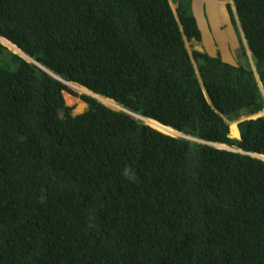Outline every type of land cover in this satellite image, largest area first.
I'll return each instance as SVG.
<instances>
[{
    "label": "trees",
    "instance_id": "1",
    "mask_svg": "<svg viewBox=\"0 0 264 264\" xmlns=\"http://www.w3.org/2000/svg\"><path fill=\"white\" fill-rule=\"evenodd\" d=\"M171 1L0 0V37L61 79L0 42V264H264V118L229 124L264 109V0H232L254 67L190 54ZM63 82L204 143L86 95L74 116Z\"/></svg>",
    "mask_w": 264,
    "mask_h": 264
},
{
    "label": "crops",
    "instance_id": "2",
    "mask_svg": "<svg viewBox=\"0 0 264 264\" xmlns=\"http://www.w3.org/2000/svg\"><path fill=\"white\" fill-rule=\"evenodd\" d=\"M191 5L202 33V41H193L192 49L213 57L220 56L224 62L237 65L240 60L238 51L244 45L247 57L241 58V61L245 62L248 59L253 64L232 0H191ZM230 7L235 19L230 14ZM210 22H213L215 29H211ZM201 26L206 28L207 36L204 35ZM230 26L231 30H227ZM205 41L211 44V49L204 46ZM234 131H237L238 139H240L238 127Z\"/></svg>",
    "mask_w": 264,
    "mask_h": 264
},
{
    "label": "clouds",
    "instance_id": "3",
    "mask_svg": "<svg viewBox=\"0 0 264 264\" xmlns=\"http://www.w3.org/2000/svg\"><path fill=\"white\" fill-rule=\"evenodd\" d=\"M171 1V0H170ZM172 2V1H171ZM233 3V2H232ZM171 5H172V3H171ZM173 8V7H172ZM174 10V9H173ZM175 12V14H176V11H174ZM250 52V51H249ZM251 53V52H250ZM251 58H252V54H251ZM28 62H35V61H33L32 59L31 60H27ZM249 61V63H250V65H252L253 67H254V61H253V59H252V61H253V64H251V60H248ZM35 63H37V62H35ZM34 63V64H35ZM38 64V63H37ZM40 65V64H39ZM41 67H42V65H40ZM45 69V73L48 71L46 68H44ZM43 71V70H42ZM49 72V71H48ZM49 75H51L52 77H54V78H57V79H59L57 76H55L53 73H51V72H49ZM258 77V76H257ZM59 80H61V79H59ZM68 88L70 87L69 85H68V82H63ZM75 84V83H74ZM78 85V84H77ZM80 86V85H79ZM82 87V86H81ZM84 88V87H83ZM70 90H72L74 93H75V90L73 89V88H69ZM86 89V88H85ZM87 91L88 92H83V93H85L86 94V96H89V97H92L93 99H95V100H97L99 103H101V104H103V105H105V106H107V107H109L110 109H112V110H114V111H120V112H125V113H127V114H129L131 117H133V118H135V119H137V120H140V121H142V122H144L145 124H147V125H149V126H151L148 122H146L145 120H143L142 118H144V117H142V116H140V115H137L136 113H134V112H132V111H129V110H127L125 107H123V106H121L120 104H118L117 102H115V101H113V100H109V99H107V98H105V97H102V96H100V95H98V94H95V93H93L92 91H90L89 89H87ZM77 92V91H76ZM65 93H68V92H64L63 94L65 95ZM68 94H70V93H68ZM71 96H73L74 98H79L80 100H78V101H80V103L82 104V106L83 107H85L86 105H87V107H86V109L88 108V103L81 97V96H78L76 93L74 94V95H72V94H70ZM263 95H264V91H263ZM103 100H108V101H113V102H115V107L116 108H114V107H112V106H110V105H108V104H106V103H104L103 102ZM65 101H67L66 99H65ZM66 105H67V102H66ZM70 107V106H69ZM72 108V110H73V107H71ZM85 109V110H86ZM84 110V111H85ZM264 110V109H263ZM262 110V111H263ZM261 111V112H262ZM73 112V111H72ZM81 112H83V111H81ZM81 112H79V113H81ZM73 114V113H72ZM78 114V113H77ZM76 114V115H77ZM260 114V113H259ZM76 115H74V116H76ZM258 115V114H257ZM251 116H255V115H251ZM250 117V116H249ZM243 118V117H242ZM241 118V119H242ZM255 118H259V117H255ZM255 118H251V119H255ZM264 118V117H263ZM144 119H146V118H144ZM241 119H239V120H237V121H234V122H230L229 124H230V127H231V124H234V123H237V124H239L240 122H242V121H244V120H241ZM146 120H149V119H146ZM245 120H249V119H245ZM151 121V120H150ZM152 128H154L153 126H151ZM238 127V126H237ZM155 129V128H154ZM239 129V128H238ZM181 134V133H180ZM181 138H183V139H188V140H191V141H195V142H200V143H204V142H202V141H198V140H196V139H194V138H191V137H187V136H185V135H183V134H181ZM173 137V136H172ZM175 138H180V137H175ZM209 145V144H208ZM212 145H214V144H212ZM211 146V145H210ZM214 146H216V147H218V149H220L219 147L220 146H217V145H214ZM213 146V147H214ZM221 146H225V145H221ZM215 147V148H216ZM227 148L226 149H229V151H235V149H232V148H229L228 146H226ZM222 150V149H221ZM237 152H240L241 154H245L243 151H239V150H237Z\"/></svg>",
    "mask_w": 264,
    "mask_h": 264
},
{
    "label": "rangeland",
    "instance_id": "4",
    "mask_svg": "<svg viewBox=\"0 0 264 264\" xmlns=\"http://www.w3.org/2000/svg\"><path fill=\"white\" fill-rule=\"evenodd\" d=\"M172 3V7H173V9H174V11H176V9H177V5H175V4H173V2H171ZM199 18H200V16H199ZM200 22H201V19H200ZM210 27H211V29L213 30V29H215V26H214V24H213V22H210ZM201 28H202V31H203V33H204V35L205 36H207V30H206V28H204V27H202L201 26ZM201 30V29H200ZM227 30H231V26L230 27H228L227 28ZM3 44V43H2ZM5 45V44H4ZM7 46V45H6ZM187 46H188V50H189V52H190V54H192V51L194 50V49H192V45L190 46L189 44H187ZM204 46L207 48H210L211 49V44L210 43H208V41H205V43H204ZM7 47H9V46H7ZM11 50H12V48L11 47H9ZM196 49V48H195ZM14 52V51H13ZM15 54H17V55H19V52L17 51V52H14ZM21 56V55H20ZM22 57V56H21ZM23 58V57H22ZM29 59V58H28ZM26 60V59H25ZM251 62V61H250ZM252 64V63H251ZM70 88V87H69ZM71 88H73V87H71ZM74 89V88H73ZM75 90V93L78 95V96H81V95H86L85 93H83V92H80V91H78V90H76V89H74ZM77 91V92H76ZM64 97H65V99L67 100L66 102H67V105L68 106H70V107H73V115H76L77 113H79V112H81V111H84L85 109H86V107H87V105L85 106V107H83L82 106V104L80 103V99L79 98H74L73 96H71L70 94H68V93H65V95H64ZM78 100H80V101H78ZM104 102V101H103ZM111 102H113V101H111ZM105 103V102H104ZM113 103H115V102H113ZM107 104V103H106ZM108 105H110V106H113V105H111L109 102H108ZM114 107V106H113ZM255 117H264V110L260 113V114H258V115H255V116H244L241 120H245V119H251V118H255ZM153 126V125H152ZM155 128V127H154ZM157 129V128H156ZM236 129V126L233 128V129H231V133H230V137L231 138H234V139H238V135H237V131H234ZM181 138V137H180ZM218 148V147H217ZM220 149H226L227 147L226 146H220L219 147Z\"/></svg>",
    "mask_w": 264,
    "mask_h": 264
},
{
    "label": "bare ground",
    "instance_id": "5",
    "mask_svg": "<svg viewBox=\"0 0 264 264\" xmlns=\"http://www.w3.org/2000/svg\"><path fill=\"white\" fill-rule=\"evenodd\" d=\"M0 42L1 43H3V45L5 44V46L7 45V46H9V47H11L12 48V51H14V52H19V55H21V56H23V57H25L26 59H28V60H31V58L29 57V56H27L26 54H24L18 47H16L15 45H13L12 43H10L8 40H6V39H4V38H2V37H0ZM6 46V47H7ZM9 47H7V48H9ZM10 49V48H9ZM11 50V49H10ZM68 85L70 86V87H73L74 89H76V90H78V91H80V92H88L87 91V89H85V88H83V87H81V86H79V85H77V84H74V83H68ZM105 103H107L108 104V102L111 104V105H113L114 106V108H116L115 107V103H113V102H111V101H108V100H103ZM112 106V107H113ZM143 120H145L146 122H148L151 126L153 125V127H155V128H157V129H159V130H162V131H164V132H170V130L169 129H167V128H165V127H162L160 124H158V123H156V122H154V121H150V120H146V119H144V118H142ZM217 146H221V145H217Z\"/></svg>",
    "mask_w": 264,
    "mask_h": 264
},
{
    "label": "water",
    "instance_id": "6",
    "mask_svg": "<svg viewBox=\"0 0 264 264\" xmlns=\"http://www.w3.org/2000/svg\"><path fill=\"white\" fill-rule=\"evenodd\" d=\"M23 57V56H22ZM24 59H26L25 57H23ZM26 60H28V59H26ZM33 63H35V62H33ZM35 65L40 69V70H43L44 72H45V69H44V67L42 66H40L39 64H37V63H35ZM47 74H49V72L47 71L46 72ZM152 121V120H151ZM155 122V121H154ZM156 123H158V122H156ZM158 124H160V123H158ZM162 127H165V128H167V129H169L170 130V132H164V131H162V130H159V129H156V130H158V131H160V132H162V133H164V134H166V135H170V136H173V137H182L181 136V134L179 133V132H177V131H175L174 129H172L171 127H166V126H164V125H162V124H160ZM237 127L238 126V124L237 123H234V124H231V129H233L234 127ZM238 132H239V134H240V131H239V129H238ZM240 138H241V135H240ZM209 145H211V146H214V145H212V144H209ZM214 147H216V146H214ZM217 148V147H216ZM222 150H229V149H222ZM253 157H255V158H259V159H261V160H263L264 161V156H258V155H252Z\"/></svg>",
    "mask_w": 264,
    "mask_h": 264
}]
</instances>
